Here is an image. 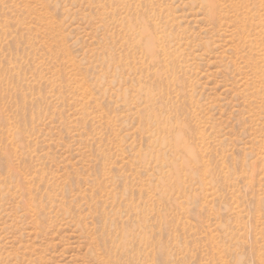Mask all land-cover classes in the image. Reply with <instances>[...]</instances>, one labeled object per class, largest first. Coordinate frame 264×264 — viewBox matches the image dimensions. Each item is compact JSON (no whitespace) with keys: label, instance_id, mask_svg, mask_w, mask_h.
<instances>
[{"label":"rangeland","instance_id":"rangeland-1","mask_svg":"<svg viewBox=\"0 0 264 264\" xmlns=\"http://www.w3.org/2000/svg\"><path fill=\"white\" fill-rule=\"evenodd\" d=\"M0 264H264V0H0Z\"/></svg>","mask_w":264,"mask_h":264}]
</instances>
